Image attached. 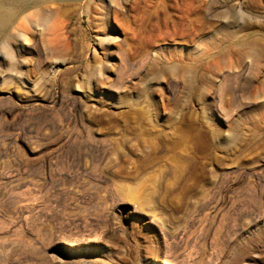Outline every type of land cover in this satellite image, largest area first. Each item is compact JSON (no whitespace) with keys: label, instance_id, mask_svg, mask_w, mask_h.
Masks as SVG:
<instances>
[{"label":"rangeland","instance_id":"rangeland-1","mask_svg":"<svg viewBox=\"0 0 264 264\" xmlns=\"http://www.w3.org/2000/svg\"><path fill=\"white\" fill-rule=\"evenodd\" d=\"M47 1L0 39V264H264V0Z\"/></svg>","mask_w":264,"mask_h":264},{"label":"bare ground","instance_id":"bare-ground-1","mask_svg":"<svg viewBox=\"0 0 264 264\" xmlns=\"http://www.w3.org/2000/svg\"><path fill=\"white\" fill-rule=\"evenodd\" d=\"M47 2H48L47 0H38L33 5V7H35V11H34L35 14L31 12V13L25 14V15H24V13L19 14L17 11L11 10V7H7V6L0 4V39H2V40L11 39V29H13V31L14 30L16 31V32H13L14 33L13 38L15 40L19 41L21 48H25L26 46L24 45V43H31V40L33 39L32 36L29 34L30 32L28 33V31H26V30L24 31V25L26 23H28L29 25L31 24L30 23V18L32 16L31 14H34V16L36 15V17L38 16V19L35 18V19H37V25L36 26H37V28L38 27L43 28L42 32H40L41 33L40 35H42V37L45 35V33L47 31H49L51 29L54 30V28H56V24H55L56 20H55L54 15H51L50 13H48L49 14L48 15V14H46L47 11L44 12L45 10L44 11L42 10V4L44 5V3H47ZM31 9L32 8H30V10ZM34 16H32V17H34ZM31 20H32V18H31ZM32 26H34V25H32ZM5 46H6L5 52L0 50V58L2 60H5V59L8 60L11 58L10 57L11 48L8 45H5Z\"/></svg>","mask_w":264,"mask_h":264}]
</instances>
